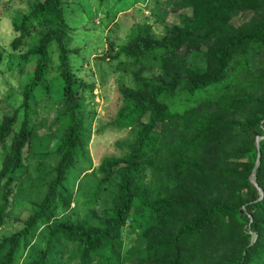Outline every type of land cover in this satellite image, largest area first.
Segmentation results:
<instances>
[{"label": "trees", "instance_id": "1", "mask_svg": "<svg viewBox=\"0 0 264 264\" xmlns=\"http://www.w3.org/2000/svg\"><path fill=\"white\" fill-rule=\"evenodd\" d=\"M182 4L191 8V15L172 26L166 38L157 40L139 30L121 48L132 66L159 61L163 70L155 78L134 75V84L123 89L124 105L114 121L129 127L145 114L147 121H141L121 158L104 159L99 168L104 175L99 184L115 174L119 180L114 206L103 212L96 226L59 221L55 214L56 194L65 192L66 175L82 148L84 125L76 109L80 89L87 87L74 77L70 62L74 50L67 45L61 2L29 1V11L13 19V50L33 30H40L36 42L21 56L22 60L35 59L22 93L23 121L15 129L19 111L15 110L0 123V148L5 151L0 169V226L12 182L23 169V149L32 147L35 139V129L29 127V101L35 91L45 90L51 46L57 53L54 69L69 117L55 150L59 158L46 173V181L34 188L43 192L35 202L38 211L22 221L21 229L2 239L0 264H14L21 241L41 220L49 223L48 244L24 264H48L55 237L75 246L80 264H93L96 253L102 259L95 264H264V195L250 181L255 169L256 182L264 192V77L259 82L263 92L245 98L229 93L235 77L227 74L236 52L264 43V0H183ZM233 11H251L252 16L235 27L224 22ZM202 49L203 67L188 63V56ZM179 85L185 88L188 102L205 98L191 106L187 103L182 110L167 107L164 99ZM158 124L162 128L155 132ZM146 157L163 158V176L154 191L143 182L135 185ZM59 203L66 205L62 199ZM133 207L145 210L151 223L142 227L140 248L123 252L115 243ZM107 243L113 246L106 256L99 250Z\"/></svg>", "mask_w": 264, "mask_h": 264}, {"label": "rangeland", "instance_id": "2", "mask_svg": "<svg viewBox=\"0 0 264 264\" xmlns=\"http://www.w3.org/2000/svg\"><path fill=\"white\" fill-rule=\"evenodd\" d=\"M29 1L39 0H0V123L4 116L19 110L18 120L13 125L17 130L24 116L23 89L32 76L35 63V59L22 60L21 56L36 42L40 28L33 30L19 49L13 50L11 42L16 35L12 21L29 11ZM60 2L66 17L67 45L74 50L70 56L74 77L87 87L80 89L82 91L76 109L84 125L82 148H78L73 167L66 175L65 192L62 195L56 194L55 214L59 221L69 220L96 226L103 220V212L114 206L119 180L114 172L113 177L99 184L104 177L99 168L104 159L121 158L127 152L126 146L134 140L141 121H147V114L129 127L118 125L114 121L124 105L123 89L134 84V75L155 78L163 70L159 61L146 67L140 63L132 66V61L121 54V48L139 30L144 32V36L163 40L172 26L179 25L185 17L191 15V8H185L183 0ZM251 16V11H233L224 22L237 27L247 22ZM203 49L195 55H189L188 63L203 67L204 60L200 58ZM49 51L52 64L44 82L45 90L35 91L29 101V127L35 129V139L32 147L25 146L23 149V169L12 182V195L0 226V242L21 229L22 221L38 211L35 202L42 198L43 192L42 189L35 190V185L46 181V173L58 160L55 150L68 124V104L61 99L59 80L54 69L58 63L55 46H51ZM117 54L119 55L115 57ZM123 64H128V67ZM263 70L264 43L252 45L244 52H236L227 66L228 76L235 77L232 84L229 83V93L245 98L248 95H260L263 92L259 86L264 77ZM224 83L227 84L228 79ZM235 86L237 89L233 88ZM204 98L205 96L198 97L188 102L185 88L179 85L173 93L167 95L164 102L167 107L182 110L187 103H191V106ZM161 128L162 125L158 124L154 131L159 132ZM4 153V149L0 148V169ZM44 153L45 158L42 156ZM162 164L163 158L150 160L146 157L144 171L136 179V187L143 182L147 189L156 190V183L163 176ZM59 199L66 205L62 206ZM150 223V215L145 210L133 207L121 230L118 244L116 242L115 245L123 252H136L141 246L142 227ZM48 225L49 223L41 220L32 228L31 233L21 241L14 264H24L36 258L40 250L46 248ZM112 246L107 243L99 251L107 256ZM101 259L102 255L96 253L92 263L100 262ZM47 263L80 264V259L73 244L55 237Z\"/></svg>", "mask_w": 264, "mask_h": 264}, {"label": "water", "instance_id": "3", "mask_svg": "<svg viewBox=\"0 0 264 264\" xmlns=\"http://www.w3.org/2000/svg\"><path fill=\"white\" fill-rule=\"evenodd\" d=\"M259 161L257 160V165H258ZM255 169L252 172V175L250 176V181L251 183L259 190V192L261 193V195H264L263 190L258 186L257 182H256V178H255Z\"/></svg>", "mask_w": 264, "mask_h": 264}, {"label": "clouds", "instance_id": "4", "mask_svg": "<svg viewBox=\"0 0 264 264\" xmlns=\"http://www.w3.org/2000/svg\"><path fill=\"white\" fill-rule=\"evenodd\" d=\"M261 197H262V195H261Z\"/></svg>", "mask_w": 264, "mask_h": 264}]
</instances>
